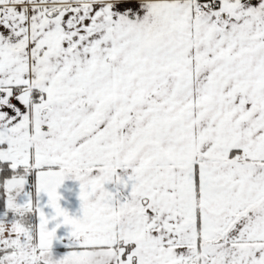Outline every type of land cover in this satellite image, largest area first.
Listing matches in <instances>:
<instances>
[{
    "label": "snow or ice",
    "instance_id": "1",
    "mask_svg": "<svg viewBox=\"0 0 264 264\" xmlns=\"http://www.w3.org/2000/svg\"><path fill=\"white\" fill-rule=\"evenodd\" d=\"M0 264H264V0H0Z\"/></svg>",
    "mask_w": 264,
    "mask_h": 264
}]
</instances>
